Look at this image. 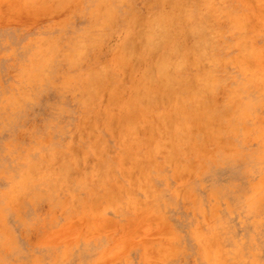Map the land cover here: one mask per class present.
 Returning a JSON list of instances; mask_svg holds the SVG:
<instances>
[{
	"label": "rangeland",
	"instance_id": "obj_1",
	"mask_svg": "<svg viewBox=\"0 0 264 264\" xmlns=\"http://www.w3.org/2000/svg\"><path fill=\"white\" fill-rule=\"evenodd\" d=\"M0 264H264V0H0Z\"/></svg>",
	"mask_w": 264,
	"mask_h": 264
},
{
	"label": "bare ground",
	"instance_id": "obj_2",
	"mask_svg": "<svg viewBox=\"0 0 264 264\" xmlns=\"http://www.w3.org/2000/svg\"><path fill=\"white\" fill-rule=\"evenodd\" d=\"M28 1V0H27ZM43 1V0H42ZM56 1V0H55ZM171 1V0H170ZM61 2V1H60ZM32 3V2H31ZM42 3V2H41ZM52 3V2H51ZM53 3H54V1H53ZM165 4V3H164ZM26 5V4H25ZM30 5V4H29ZM48 5V4H47ZM50 5V4H49ZM56 5V4H55ZM60 5V4H59ZM52 6H53V4H52ZM42 7V6H41ZM169 7V6H168ZM40 9V8H39ZM29 10V9H28ZM45 10V9H44ZM40 11V10H39ZM43 11V10H42ZM156 11V10H155ZM48 12V11H47ZM41 13V12H40ZM154 15V14H153ZM170 17V16H169ZM155 21L156 20H154V21H152V23L150 24V25H148V27H147V31H148V33H149V31H150V33L153 31L154 33H155V29L157 28V25H158V27H159V29H160V31H161V27L163 26V25H166L167 27H170L171 26V23L173 22H171L170 21V19L169 20H162V19H158V23L159 24H156L155 23ZM178 21V20H177ZM148 22V21H147ZM180 22V21H179ZM183 22V21H182ZM172 24H174V22L172 23ZM143 26V25H142ZM171 28V27H170ZM159 29L157 28V30L159 31ZM168 29V28H167ZM180 29V28H179ZM141 30H143V29H141ZM156 30V31H157ZM173 30H175L174 28H173ZM172 30V31H173ZM176 30H178V29H176ZM176 30H175V32H174V36H175V34H177V32H176ZM128 31V30H127ZM157 31V32H158ZM166 31H168V30H166ZM181 31V30H180ZM185 31V30H184ZM187 31V30H186ZM143 32V31H142ZM153 32H152V35H153ZM161 33H162V31H161ZM126 34V33H125ZM129 34H130V31H129ZM145 34V33H144ZM180 34V33H179ZM178 34V35H179ZM198 34V33H197ZM165 35V34H164ZM188 35V34H187ZM194 35H195V33H194ZM131 36V35H130ZM163 36V35H162ZM192 36V35H191ZM202 35H200V37H201ZM161 37V36H160ZM176 37V36H175ZM133 37H131V38H129V41L132 39ZM162 40L164 39L165 41H166V43L168 44V45H171V47L170 48H168L167 46H166V44H163V42H162V44H163V47L161 48V50L158 52V54L160 55V60H158L159 62L156 64H154V66H153V68L156 70V71H158L159 73H160V75H161V77L162 78H164L166 75H167V67L165 66V64H167V60H168V57H167V55H168V53L170 52V51H173V52H176V50L177 51H180V49H179V47H178V45H176L175 43H174V37L173 36H171V35H166V37L164 36L163 38H161ZM133 40V39H132ZM133 43H134V41H132ZM123 44V43H122ZM132 44V43H131ZM180 44V43H179ZM140 46H144V45H141V44H139ZM122 46V45H121ZM134 46H135V43H134ZM121 48V50H122V47H120ZM124 48V47H123ZM128 48V47H127ZM134 49H135V47H134ZM153 49V48H152ZM151 49V50H152ZM128 50V49H127ZM158 50V49H157ZM123 52H124V49L122 50ZM148 52H149V54H153V51H150V49H148ZM116 53V52H115ZM125 55H126V53H124ZM128 54V53H127ZM129 55V54H128ZM124 56V55H123ZM151 58H152V56H151ZM120 59H122V58H120ZM120 59H119V61H120ZM137 60V59H136ZM119 61H118V59H117V62L119 63ZM154 62V61H153ZM163 62V63H162ZM118 63H117V65H118ZM118 67V66H117ZM133 67V66H132ZM151 67V66H150ZM151 70V69H150ZM103 71V70H102ZM122 71V70H121ZM101 75V74H100ZM147 82V81H146ZM151 83L153 82V81H150ZM156 82V81H155ZM139 83V82H138ZM141 83V82H140ZM148 83V82H147ZM150 83V84H151ZM154 83V82H153ZM152 83V84H153ZM160 84V83H159ZM167 86V85H166ZM169 88V87H168ZM136 89V88H135ZM166 90V89H165ZM166 92V91H165ZM89 93V92H88ZM169 93V92H168ZM144 95V94H143ZM168 95H170V94H168ZM163 97V96H162ZM177 98H179V97H177ZM142 99V98H141ZM158 99V98H157ZM138 101V100H137ZM146 101H148V100H146ZM158 101V100H157ZM163 101V100H162ZM168 101V100H167ZM114 103V102H113ZM150 103V102H149ZM148 104V103H147ZM105 105V104H104ZM152 106V105H151ZM181 108V107H180ZM107 110V109H106ZM98 113V112H97ZM102 114V113H101ZM100 114V115H101ZM95 116V115H94ZM101 116H103V115H101ZM172 116V115H171ZM181 116H183V115H181ZM96 117V116H95ZM113 118V117H112ZM114 121V120H113ZM122 121V120H121ZM98 122V121H97ZM183 122V121H182ZM98 124V123H97ZM124 125V124H123ZM159 128V127H158ZM180 136H181V134H179ZM178 135V136H179ZM149 136V135H148ZM175 141V140H174ZM139 144V143H138ZM137 144V145H138ZM149 145V144H148ZM128 157V156H127Z\"/></svg>",
	"mask_w": 264,
	"mask_h": 264
}]
</instances>
